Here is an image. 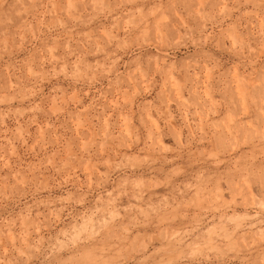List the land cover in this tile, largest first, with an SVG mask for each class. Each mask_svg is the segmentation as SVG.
<instances>
[{"label":"rangeland","instance_id":"obj_1","mask_svg":"<svg viewBox=\"0 0 264 264\" xmlns=\"http://www.w3.org/2000/svg\"><path fill=\"white\" fill-rule=\"evenodd\" d=\"M0 264H264V0H0Z\"/></svg>","mask_w":264,"mask_h":264}]
</instances>
